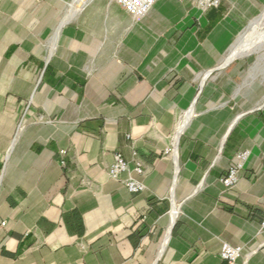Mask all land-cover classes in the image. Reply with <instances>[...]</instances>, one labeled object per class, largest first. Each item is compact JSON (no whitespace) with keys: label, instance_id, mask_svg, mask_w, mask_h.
<instances>
[{"label":"crops","instance_id":"0c3cea01","mask_svg":"<svg viewBox=\"0 0 264 264\" xmlns=\"http://www.w3.org/2000/svg\"><path fill=\"white\" fill-rule=\"evenodd\" d=\"M223 16L208 11L191 32L197 42ZM49 56L0 47V264H144L158 247L157 264H229L224 243L244 247L237 264H264V165L252 132L264 127L259 109L249 110L238 91L231 107L224 88H187L186 97L199 93L191 112L225 115L227 105L238 122L221 152L224 131L198 137L190 126L176 174L168 152L177 132L175 73L149 78L119 67L98 76ZM244 150L251 158L240 183L226 190L220 179ZM116 153L131 169L141 165L144 193L111 180ZM185 189L201 191L200 214L180 212Z\"/></svg>","mask_w":264,"mask_h":264},{"label":"rangeland","instance_id":"374dc122","mask_svg":"<svg viewBox=\"0 0 264 264\" xmlns=\"http://www.w3.org/2000/svg\"><path fill=\"white\" fill-rule=\"evenodd\" d=\"M202 1L174 0L172 8L157 23L132 25L118 23L112 18L108 13L107 1L79 0L77 4L83 5V8L76 21L58 33L60 23L71 12L75 0H0V47L17 44L44 57L51 55L49 57L60 61L63 68L88 69L98 76L106 69L119 67H134L149 78L161 73H175L172 79L175 81L178 102L175 129L178 131L181 124L187 123V129L191 126L194 133L199 134L198 137L216 139L221 137L227 124L234 119L228 115L231 109L225 105V115L217 116L216 109L210 107L202 115L197 113L200 107L195 106L192 113L197 117L190 120L192 102L199 93L186 97L185 91L189 87L199 91L202 84L210 88L217 85L224 88V101L228 105L230 101L235 103L238 91L241 97H246L249 110L259 109L257 114L264 118L262 52L237 58L228 67L219 68L230 51L242 47L241 38L244 35L245 39L251 35L253 38H262L264 0H220L218 8L224 11L222 22L225 25L209 49L205 46L211 35L198 42L199 45L194 42L195 37L191 33L195 25L203 20L193 13V9ZM211 9L217 8L208 6L204 16ZM253 27L258 28L252 34L248 30ZM261 42H255L254 51L262 49L264 45ZM256 126L252 127V132L254 130L256 133L254 145L261 153L264 165V127L259 129ZM181 192L176 204L182 215L191 217L200 214L203 209L201 191L185 189ZM164 236L163 233L162 240ZM158 248L146 251L144 264L156 262Z\"/></svg>","mask_w":264,"mask_h":264},{"label":"bare ground","instance_id":"6f19581e","mask_svg":"<svg viewBox=\"0 0 264 264\" xmlns=\"http://www.w3.org/2000/svg\"><path fill=\"white\" fill-rule=\"evenodd\" d=\"M78 1L79 0H75V3L72 4L71 12L69 14H67L66 17L63 19V21L60 23V25L58 27V30H57L58 33H60L69 23H74L76 21V18L78 16V14L80 13V11L83 8V5H78L77 4ZM103 1H107L108 2V5H107L108 13L110 15H112L113 16L112 18H114L118 23H131L132 25H146V24H155V23H157L159 20L162 19V16L164 14L169 12V10H170V8H172L171 6L173 5V2H174V0H162V1H160L158 3V5H156V7L148 15H146L144 18L140 19V22L138 23V22H136L137 21L136 18H133L132 16H130L122 7H120L119 5L114 3L113 1L100 0V3H104ZM211 1L212 0H204V1L200 2V3H198V7L193 9V13L196 16H198V18L203 19L204 12H205L206 8L209 6V4L211 3ZM216 1L219 3L220 0H216ZM120 8L123 9L124 11L122 12L120 10ZM87 19L90 20L89 16L87 17ZM223 25H225V22H221L218 25V27L214 30V32L211 34L210 38L208 39V41L206 43V46H205L206 49H209V47L211 45H214V40H215L216 36L218 35V33L222 30ZM257 28L253 27V28H250L248 31L252 32V34H253V33H255V30H257ZM260 37H262V38L257 39V38H253V36L251 35L247 39H245V35H244L243 38H241V41H242V45L241 46L242 47L237 48L236 50L230 51L226 55V57L223 60V62L219 65V68L220 69H224V68L228 67L237 58H242L244 56H248L251 53H260V52H262V55H264V46H262V45H264L263 44L264 43V33H263V36H260ZM244 39H245V41H243ZM193 40H194V38H193ZM257 40H262L263 43L261 42L262 45H260V46H262V49H260L261 48L260 47L259 48L260 50H258L256 52V51H254L255 49H253V46L257 44ZM194 42L196 44H199L196 39L194 40ZM255 42H256V44H255ZM49 61H50V58H49ZM193 115H194L193 113L190 115L191 119H192V117H194ZM237 122H238V120L235 117L234 119H232L227 124V126H226V128L224 130V133L222 135L221 141L219 143L220 152L223 150V147H224V145L226 143V140H227L228 136L230 135V133L233 131V129L236 127ZM187 125H188L187 123L181 124V126L179 127L178 131L176 132V134L174 136V142H173V145H172V154H173V157H174L173 161H174V167H175L176 174L178 173L177 151H178V148H179V142H180L181 136L187 130ZM178 214H179V209L178 208L175 211L172 212V215L174 217L176 215H178ZM171 228L169 229V233H170Z\"/></svg>","mask_w":264,"mask_h":264},{"label":"built area","instance_id":"2783aa9c","mask_svg":"<svg viewBox=\"0 0 264 264\" xmlns=\"http://www.w3.org/2000/svg\"><path fill=\"white\" fill-rule=\"evenodd\" d=\"M122 7L130 16L140 20L148 15L161 0H111ZM221 2V1H220ZM220 2L211 1L209 7L218 8ZM172 153L171 151H168ZM137 157V153L134 154ZM251 158V151H239L230 167L220 182L226 190L234 189L241 180L248 161ZM144 175V171L139 163L135 164L133 169L127 163L121 154L116 153L113 163L109 167V176L115 182H121L130 194L139 195L144 193L145 185L140 180ZM124 177H126L124 179ZM261 229L264 231V218L261 223ZM244 255V247L224 243L222 245L220 256L229 264H237Z\"/></svg>","mask_w":264,"mask_h":264}]
</instances>
